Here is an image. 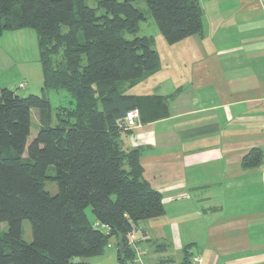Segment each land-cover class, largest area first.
<instances>
[{
    "label": "trees",
    "instance_id": "16d2710c",
    "mask_svg": "<svg viewBox=\"0 0 264 264\" xmlns=\"http://www.w3.org/2000/svg\"><path fill=\"white\" fill-rule=\"evenodd\" d=\"M89 1L0 0V37L34 31L42 75L40 95L19 96L24 82L0 88V264H88L78 259L112 243L117 264H136L129 236L164 214L161 195L142 179L139 151L122 149L119 134L129 111L142 123L164 118L166 99L127 96L122 86L159 68L154 38L138 36L140 24L152 19L168 45L200 35L198 0ZM60 92L72 106L52 109L49 95ZM33 111L39 129L27 146ZM261 156L252 150L242 165L257 167ZM24 221L31 243L21 238Z\"/></svg>",
    "mask_w": 264,
    "mask_h": 264
},
{
    "label": "crops",
    "instance_id": "0c3cea01",
    "mask_svg": "<svg viewBox=\"0 0 264 264\" xmlns=\"http://www.w3.org/2000/svg\"><path fill=\"white\" fill-rule=\"evenodd\" d=\"M198 3L202 33L173 45L154 33L158 70L122 86L127 96L166 99L164 118L123 122L119 134L122 149L139 151L142 179L164 209L129 240L136 264H193L196 256L197 264H264V0ZM5 50L0 43L1 80L11 65ZM21 77L36 95L33 78ZM252 150L260 164L244 168ZM102 258L84 262L117 264L114 254Z\"/></svg>",
    "mask_w": 264,
    "mask_h": 264
},
{
    "label": "rangeland",
    "instance_id": "374dc122",
    "mask_svg": "<svg viewBox=\"0 0 264 264\" xmlns=\"http://www.w3.org/2000/svg\"><path fill=\"white\" fill-rule=\"evenodd\" d=\"M88 5L93 6L94 0L88 2ZM136 6L142 11H146V7L143 3L138 2ZM158 32L155 23L152 19H148L145 22H142L139 26L138 36H152L154 33ZM17 37H5L2 41H0L1 46L5 48V52L10 54V62L9 72L5 73L2 80L0 79L1 85H7V87H16L19 82L26 83V79L22 78V75H25V71L31 76V84L29 85V89L32 93L36 95H40L38 89L40 87V80L37 76L40 77L41 70L40 65L38 63V45H37V37L34 31L31 30H21ZM15 36V35H13ZM9 62V63H10ZM22 67V68H21ZM38 78V79H37ZM25 80V81H24ZM19 96H28L32 94H28L26 90H16ZM50 105L52 109L57 107H70L71 99L63 92L60 93H51L49 96ZM38 117L35 111L32 112V127L30 130V136L27 140V146L31 141L35 138L38 132ZM23 158H27V150H25ZM54 169L51 167L47 171V175H53ZM44 190L50 195H55L57 193V186L54 182H50L46 180L44 184ZM86 216L90 221H93V216L91 214V210H86ZM7 231L6 224H0V235L5 234ZM131 236V235H130ZM129 236V237H130ZM21 238L26 243H31L32 235H31V227L27 221H24L21 226ZM131 238V237H130ZM114 254V261L116 262V247L113 245L112 247L106 249L103 255L88 258V259H78V261H90L94 263H99L103 260L104 255Z\"/></svg>",
    "mask_w": 264,
    "mask_h": 264
},
{
    "label": "built area",
    "instance_id": "2783aa9c",
    "mask_svg": "<svg viewBox=\"0 0 264 264\" xmlns=\"http://www.w3.org/2000/svg\"><path fill=\"white\" fill-rule=\"evenodd\" d=\"M22 87V85H21ZM138 119V113L136 110H132L126 113L124 124L128 127L133 126ZM192 263L197 264L200 263V258L198 256L192 258Z\"/></svg>",
    "mask_w": 264,
    "mask_h": 264
}]
</instances>
